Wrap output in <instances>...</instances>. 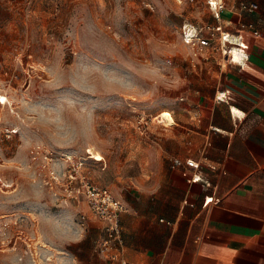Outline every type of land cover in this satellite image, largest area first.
I'll list each match as a JSON object with an SVG mask.
<instances>
[{
  "label": "rangeland",
  "instance_id": "rangeland-1",
  "mask_svg": "<svg viewBox=\"0 0 264 264\" xmlns=\"http://www.w3.org/2000/svg\"><path fill=\"white\" fill-rule=\"evenodd\" d=\"M203 2L0 0V264L70 256L56 229L84 226L88 206L62 196L59 174L69 164L59 156H101L85 160L86 170L123 195L153 163L169 162L158 142L170 128L155 118L168 110L188 125L187 96L195 87L209 94L220 78L201 69L182 38L186 20L211 18Z\"/></svg>",
  "mask_w": 264,
  "mask_h": 264
},
{
  "label": "crops",
  "instance_id": "crops-1",
  "mask_svg": "<svg viewBox=\"0 0 264 264\" xmlns=\"http://www.w3.org/2000/svg\"><path fill=\"white\" fill-rule=\"evenodd\" d=\"M203 1L212 15L204 25H223L243 45L234 61L211 48L198 57L191 52L219 80L209 94L195 87L186 99L188 125L177 118L159 138L169 162L153 163L148 179L124 195L112 189L127 206L123 255L135 264H264V0H225L221 20ZM242 2L259 8L242 11ZM223 92L231 98L220 99ZM175 158L199 168H173ZM197 172L203 181L190 182ZM209 197L219 202L205 204ZM83 214L84 226L76 223L71 234L58 225V247L70 255L63 252L59 262L113 264L96 249L103 224L86 206Z\"/></svg>",
  "mask_w": 264,
  "mask_h": 264
},
{
  "label": "built area",
  "instance_id": "built-area-1",
  "mask_svg": "<svg viewBox=\"0 0 264 264\" xmlns=\"http://www.w3.org/2000/svg\"><path fill=\"white\" fill-rule=\"evenodd\" d=\"M191 1L193 2L194 0ZM207 4L217 11L216 17L218 20H221L220 11L226 8L225 0H207ZM258 8L259 6L255 2H242L240 4V9L248 13H254ZM181 29L184 44L191 49L194 57H198L199 54H205L206 49L211 48L213 51H220L223 57L234 61L235 56H232L234 49L243 45L239 40L233 39L231 33L220 24L196 26L186 20L182 24ZM241 29L251 30L255 35L260 34V31L252 23H242ZM246 59L247 57H245ZM219 98L228 100L231 96L223 92ZM88 154V158L96 160V155L91 152H88ZM48 157L46 156V158ZM51 157L48 159L53 160ZM58 158L69 164V168L61 169V173L59 174L61 177L58 179V183L65 193L62 196L64 198L68 196L71 197L69 199L74 200L83 198L89 211L103 224L101 236L96 241L98 252L113 264H135L128 261L123 255L124 237L121 217L127 211L126 204L116 197L110 187L97 183L92 178L85 167L87 157L83 158L76 157L73 154H63ZM101 160L102 157L99 161ZM172 164L173 168L180 167L183 164L199 168L198 164L191 159L184 162L180 158H175ZM188 180L192 183L202 182L203 176L197 172L189 177ZM205 187L207 186L205 185ZM212 201L219 202V199L209 197L206 199L205 204L208 205ZM81 219V222L84 224L87 219L86 215L83 214Z\"/></svg>",
  "mask_w": 264,
  "mask_h": 264
},
{
  "label": "snow or ice",
  "instance_id": "snow-or-ice-1",
  "mask_svg": "<svg viewBox=\"0 0 264 264\" xmlns=\"http://www.w3.org/2000/svg\"><path fill=\"white\" fill-rule=\"evenodd\" d=\"M64 93H65L67 96H69V97H71V96L73 95V93H72L70 90H68V89H65V90H64ZM36 102H37V103H50V102H52V101H51V99H50L49 97H38V98H36ZM164 116L167 117V118H169V119H171V117L169 116V113H167V112L164 113ZM10 127H12V128L14 129V125H10ZM25 133H26V135H29V136H36V135H38V134H37L34 130H32V129H26V130H25ZM95 159H96L97 161H99V160L101 159V157H100V156H96ZM64 212L67 214V215H66V219L71 220V217H72V211H71V209H70V208L65 209Z\"/></svg>",
  "mask_w": 264,
  "mask_h": 264
},
{
  "label": "bare ground",
  "instance_id": "bare-ground-1",
  "mask_svg": "<svg viewBox=\"0 0 264 264\" xmlns=\"http://www.w3.org/2000/svg\"><path fill=\"white\" fill-rule=\"evenodd\" d=\"M238 51V50H237ZM238 52H236V50L234 49V52L232 53V56L235 54H237ZM0 99H3L5 101H7V99L5 98V96H1L0 95ZM167 112L169 113V116L171 117V119L167 118L164 116V113ZM158 119L160 123H162L164 126L166 127H170L176 124V120L174 118V116L172 115V113L168 110H163L159 113V115L155 118Z\"/></svg>",
  "mask_w": 264,
  "mask_h": 264
}]
</instances>
